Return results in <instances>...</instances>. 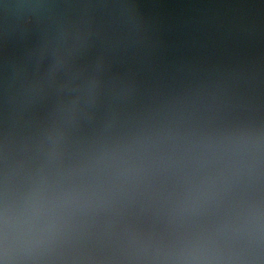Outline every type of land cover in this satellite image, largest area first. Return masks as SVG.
Returning <instances> with one entry per match:
<instances>
[{
  "label": "water",
  "instance_id": "95a60500",
  "mask_svg": "<svg viewBox=\"0 0 264 264\" xmlns=\"http://www.w3.org/2000/svg\"><path fill=\"white\" fill-rule=\"evenodd\" d=\"M0 264H264V0H0Z\"/></svg>",
  "mask_w": 264,
  "mask_h": 264
}]
</instances>
